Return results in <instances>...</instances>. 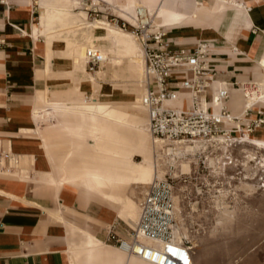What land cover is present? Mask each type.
Wrapping results in <instances>:
<instances>
[{
  "label": "crops",
  "instance_id": "crops-1",
  "mask_svg": "<svg viewBox=\"0 0 264 264\" xmlns=\"http://www.w3.org/2000/svg\"><path fill=\"white\" fill-rule=\"evenodd\" d=\"M79 1L88 0H7L0 5V264H123L126 253L108 238L107 228L127 237L129 229L119 220L133 226L139 212L134 187L142 188L152 177L147 113L135 104L144 89L135 76L115 78L119 66L107 61L95 81L79 79V97L70 91L79 74L73 67L74 45L106 34L82 21ZM233 2L134 0L151 15L158 5L166 10L160 23L152 18L176 47L206 43L219 80L264 85V0ZM93 3L107 5L125 21L135 7L118 8L128 0ZM75 23L79 29L46 35ZM126 53L122 44L121 54ZM83 66L96 77L97 69L87 71L86 60ZM120 83L131 88L115 91ZM237 89L231 86L227 102L235 115L246 103ZM96 92L113 98H97L103 111L89 102ZM256 105L242 122L259 117L258 110L264 119V103ZM253 136L264 141V124ZM7 154L18 156L10 171ZM136 154L140 161L133 159ZM128 264L147 263L130 256Z\"/></svg>",
  "mask_w": 264,
  "mask_h": 264
},
{
  "label": "built area",
  "instance_id": "built-area-1",
  "mask_svg": "<svg viewBox=\"0 0 264 264\" xmlns=\"http://www.w3.org/2000/svg\"><path fill=\"white\" fill-rule=\"evenodd\" d=\"M92 2L85 1L90 5ZM6 3L7 0H0V5ZM86 10L96 17L100 13L94 5ZM115 23L119 25V20L115 19ZM126 23L144 51L142 104L154 144V164L162 175L147 184L138 203L137 220L129 228L127 237L117 235L113 226H109L108 238L115 239L127 254L150 264H193L190 242L175 232L176 194L183 192L187 183L206 168L209 156L216 159L219 152H230L241 143L238 134H252L256 127L264 124L261 110H258L259 117L242 122L253 107L258 108L256 104L241 115L233 114L227 106L232 85L246 90L254 83L233 84L219 80L217 71L208 61L206 43L191 48L176 47L165 37L163 28H154L142 18L140 11L135 24L123 20L120 27L125 28ZM232 52L236 54V48L232 47ZM101 62L100 54L94 48H87L86 69L92 72ZM216 82L218 84L214 85ZM176 99L181 100L180 106L170 104ZM7 158L6 170L16 168L18 156L7 154ZM183 163L188 164L187 171L182 170Z\"/></svg>",
  "mask_w": 264,
  "mask_h": 264
},
{
  "label": "rangeland",
  "instance_id": "rangeland-1",
  "mask_svg": "<svg viewBox=\"0 0 264 264\" xmlns=\"http://www.w3.org/2000/svg\"><path fill=\"white\" fill-rule=\"evenodd\" d=\"M101 6L103 8L96 6L100 9L98 16L96 17L94 13L88 15L87 21L92 23L95 18H101L115 23V19H118L120 26L123 19L115 16L107 5L101 3ZM76 11L82 10L76 9ZM82 15V21L85 22L86 15L85 13ZM73 21L77 22V19L74 18ZM93 25L94 23L91 27ZM123 29L132 31L128 23ZM83 30H86V27ZM110 44L108 42L105 45ZM122 44L127 46L125 55L121 54ZM82 47H86V43L74 45L76 63L73 67L79 71V74L72 79L74 85L70 91L75 97L80 96L76 95L80 78L89 77L95 81L98 77L96 74V77L88 75L84 69L86 58L81 55ZM135 51V44L130 38H117L116 54L120 58L127 59L121 69L124 67V71L128 73L136 69L132 60ZM78 62H81L82 66H79ZM99 66L95 69L98 70ZM124 88L129 89L131 85L120 83L115 91H123ZM82 93L89 95L91 90ZM94 96L100 101L113 100L98 96V92L94 93ZM85 98L87 97L81 96L82 100ZM219 154L216 159H211L213 156H209L206 168L199 172L197 178L187 183L183 192H177L176 230L179 236L190 242L191 246L196 244L193 247L194 264H264V149L252 143L241 142L230 152H219ZM133 159L140 161L142 157L136 154L133 155ZM260 160H262L261 164ZM230 161L231 163L228 164ZM146 187V184H142V188L134 187L135 194H138V203ZM119 221L124 228L132 227L122 220Z\"/></svg>",
  "mask_w": 264,
  "mask_h": 264
},
{
  "label": "bare ground",
  "instance_id": "bare-ground-1",
  "mask_svg": "<svg viewBox=\"0 0 264 264\" xmlns=\"http://www.w3.org/2000/svg\"><path fill=\"white\" fill-rule=\"evenodd\" d=\"M230 1H231V5L233 3H235V2H233V0H230ZM78 5H79V9H81L82 12L85 13L87 20H89V19H88V13L86 12V9H88L92 5L100 7V4H98V3H93L92 2V4L90 5L89 3H85L84 1H79ZM131 6H135L134 0H128V4L122 5V6H118V8H120L121 11H123V10H128ZM149 9L152 10V8H149ZM154 9H155V11H154V13L152 15H154L155 21L157 23H160L161 22V18H163L164 16H167V12H166V10L164 8L160 7V5H158ZM138 11H140L141 16H142V18L144 20H147V21L151 22V24H152V26L154 28L161 27L160 25H155L154 24L155 21H153L154 19L152 18V15L147 11L146 7L143 6V5H138V6L134 7L133 15L131 16L130 21H127V22H129L130 24H135V18L137 16V12ZM40 21L43 22V17L40 19ZM92 21H94V22H92ZM92 21L91 22L94 23L92 28L105 30L106 34L102 35V36H96L94 39L85 42L86 43V47H82L81 48V55L86 58L87 44H89L92 47H94L95 43L99 44L97 52L100 54V56L102 58V62L113 61L117 66H119V68L114 72L115 78L123 77V75H125V76L128 75V76H133V77L135 76V79H137V81L143 87V89H144L143 92H145V88H144V85H143V82H142L143 73H144V51H143L141 43L139 42V40L137 39L135 34L132 31H127V30L123 29L118 24L112 23V22H110L107 19L101 20L100 18H95ZM88 23L90 25L92 24L89 21H88ZM110 23H112L113 25H111ZM79 28H80L79 25H76V23H75V24H72V25H69V26L60 27V28L55 29V30H50L51 32L47 33L46 35L54 34V33L59 34L62 31H69V30H74V29H79ZM118 37L130 38L131 41L135 44L136 51H135V54L132 57V60H133V64H135V66H136V69L133 72H131V73H128V72H126V71L121 69V66L123 64L122 61H121L122 58L118 57L117 54H116V40H117ZM108 42H110L111 44L109 46H106L105 44H107ZM95 74L97 76H102L101 68H99L97 71H95ZM92 80H94V79H92ZM215 84L217 85L218 83L216 82V83H214V85ZM237 90H239L241 92V94L243 95V97L246 100V103H245V106H244L243 110L238 115H241L244 112V110L246 108H248V107H251L252 104L264 103V85L255 84L254 83L253 85H250L249 87H246V90H243V88H240V89H237ZM143 95H144V93H143ZM143 95L141 94V96L135 98V104H137V105L141 104L143 106V104H142ZM91 98L92 99L89 102L93 103V105H95V107L97 109L103 111L104 107H102L101 105L96 103L97 97H95L94 95H91ZM45 103H49L50 104V102H49V100L47 98L45 99ZM170 104L175 105V106H180L181 100L180 99H176L175 101L171 102ZM93 105H92V107H93ZM43 115H47V113L46 114H42L41 117ZM145 127H146V132L148 133V136L150 138V142H151V146H152V155H153V163H152V165H153V173H152L151 179L147 183V184H149L155 177H160L162 175V172L160 170H157L156 167H155V164H154V144H153V140H152V138H151V136L149 134V131H148V116H147V121H146ZM136 128H142V126H137ZM250 136H251V134H249L247 132H244V135H239L238 134L237 137H241L240 142H246V141L250 140L252 144H254L256 146H259L260 148L264 149V141L256 139L254 136L250 138ZM218 140H224V139H223V137H218ZM249 156H251V155H249ZM0 163L2 164L3 160H1ZM11 163L13 164V161H11ZM259 163L261 164L262 160H260ZM188 168L189 167H188L187 163H183L182 164V170L187 171ZM175 232L179 236L178 230H175ZM145 242L150 243V240H145ZM195 246H196V244H193L192 248L195 247ZM119 249L124 251L121 248H119ZM130 256L134 257L135 255L126 253V257H125V260H124L123 264H128V260H129ZM135 257L140 259L143 262H146L147 264H150L149 262L141 259L138 256H135Z\"/></svg>",
  "mask_w": 264,
  "mask_h": 264
}]
</instances>
